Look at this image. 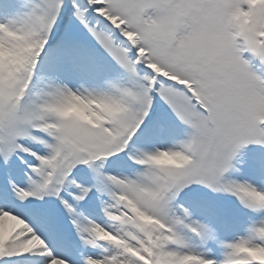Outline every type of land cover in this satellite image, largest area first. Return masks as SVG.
Listing matches in <instances>:
<instances>
[{
    "label": "snow or ice",
    "instance_id": "obj_1",
    "mask_svg": "<svg viewBox=\"0 0 264 264\" xmlns=\"http://www.w3.org/2000/svg\"><path fill=\"white\" fill-rule=\"evenodd\" d=\"M0 264H264V0H0Z\"/></svg>",
    "mask_w": 264,
    "mask_h": 264
}]
</instances>
